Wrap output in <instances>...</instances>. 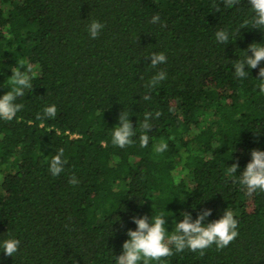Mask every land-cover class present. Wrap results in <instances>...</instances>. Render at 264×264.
I'll use <instances>...</instances> for the list:
<instances>
[{
	"label": "trees",
	"instance_id": "obj_1",
	"mask_svg": "<svg viewBox=\"0 0 264 264\" xmlns=\"http://www.w3.org/2000/svg\"><path fill=\"white\" fill-rule=\"evenodd\" d=\"M252 15L248 0L232 8L224 0H0V96L18 60L34 73L16 101L24 108L0 119V242H21L14 257L0 248V264H116L132 216L163 214L171 235L181 212L195 219L202 208L212 210L208 221L232 211L237 238L150 264H264V192L239 183L251 150L264 151V93L258 68L240 79L232 66L249 44H264V29L238 31ZM92 20L104 25L95 39ZM221 29L227 45L215 39ZM152 52L167 62L153 69L144 58ZM161 69L166 80L141 99ZM53 104L54 119H36ZM122 110L137 127L123 149L112 144ZM145 111L163 115L141 148ZM161 142L168 148L156 153ZM60 148L67 164L52 176Z\"/></svg>",
	"mask_w": 264,
	"mask_h": 264
},
{
	"label": "clouds",
	"instance_id": "obj_2",
	"mask_svg": "<svg viewBox=\"0 0 264 264\" xmlns=\"http://www.w3.org/2000/svg\"><path fill=\"white\" fill-rule=\"evenodd\" d=\"M240 0H224L226 8H232L238 5ZM254 15L250 19H245L241 28H247L249 24L252 28L264 29V0H248ZM219 11V8L216 9ZM151 23H159L160 16L156 14L152 17ZM162 27H167L162 24ZM104 25L96 20H92L88 24V32L90 38L95 39L99 36ZM230 34L224 30H218L215 33V39L219 43L227 45L229 43ZM251 53V54H249ZM150 66L155 69L159 65L167 62V57L163 52H152L150 55ZM18 66L12 67V75L9 77L10 91L0 96V119L5 121L13 120L17 113L20 112L24 105L17 103L18 97H23L26 89H32V79L34 78L33 66L25 64L24 61L18 60ZM264 44L251 43L245 51L243 58L233 61L234 75L243 79L247 77L249 70L259 69L257 78V88L260 93H264ZM247 69V70H246ZM167 73L161 69L157 71L151 79L145 84L148 90L141 99L148 101L151 99L150 92L155 89L162 81L166 80ZM142 79V77H141ZM169 112H175V108L170 107ZM57 115L56 106L50 105L43 109L42 113H37V120L54 119ZM163 113L161 111H145L143 121L139 122L138 136L141 148L149 145V131L153 128L152 120L159 119ZM29 124L32 121H28ZM137 135V127L134 128L130 120L128 112L121 111L118 115V124L112 129V144L120 148L133 145L136 141L133 139ZM168 145L161 142L154 146L156 153H163L167 150ZM251 160L247 163L239 177V183L246 187L247 192L251 195L257 190L264 192V151L252 149L250 152ZM67 164L64 158V149L60 148L58 153L53 156L49 164V172L52 176H59ZM239 168L238 161L231 164L230 173L235 174ZM68 183L78 185L80 181L73 174ZM195 209V208H193ZM212 215V210L202 208L197 212L196 218L193 219L190 211L181 212L182 220L174 225V232L168 235L166 230L167 220L163 214L132 216L131 221L136 225L135 230L127 229L126 235L129 239L122 244V254L116 257V264H150V261H160L161 258L172 256L188 249L193 252H199L200 256L205 254V250L213 244L216 249L222 250L227 247L230 242L234 241L239 235L238 221L234 218L233 212L225 209L223 215L216 220L208 221V217ZM123 227V225H122ZM20 240L15 238L5 239L0 242V248L6 257H14L19 251ZM174 250V251H173Z\"/></svg>",
	"mask_w": 264,
	"mask_h": 264
}]
</instances>
